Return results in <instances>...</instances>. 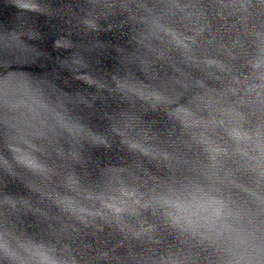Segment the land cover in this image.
<instances>
[{"label": "water", "instance_id": "water-1", "mask_svg": "<svg viewBox=\"0 0 264 264\" xmlns=\"http://www.w3.org/2000/svg\"><path fill=\"white\" fill-rule=\"evenodd\" d=\"M0 264H264V0H0Z\"/></svg>", "mask_w": 264, "mask_h": 264}]
</instances>
